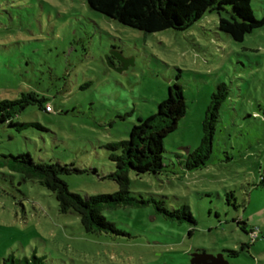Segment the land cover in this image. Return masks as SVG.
Returning <instances> with one entry per match:
<instances>
[{"label": "rangeland", "instance_id": "rangeland-1", "mask_svg": "<svg viewBox=\"0 0 264 264\" xmlns=\"http://www.w3.org/2000/svg\"><path fill=\"white\" fill-rule=\"evenodd\" d=\"M264 17V0H250ZM173 82L186 112L163 138L158 173L128 170L129 194L187 205L195 223L159 213L153 202L105 208L118 234L83 228L61 213L54 194L0 167V264H191V254L222 255L226 264H264V24L234 41L206 11L184 30L145 32L112 19L85 0H0V100L33 91L52 107L30 104L9 126L0 123L4 154L76 169L61 174L82 195L113 192L118 183L110 143L157 109ZM219 82L211 152L187 169L188 151ZM259 228L251 242L249 231ZM195 249H199L196 251Z\"/></svg>", "mask_w": 264, "mask_h": 264}, {"label": "trees", "instance_id": "trees-1", "mask_svg": "<svg viewBox=\"0 0 264 264\" xmlns=\"http://www.w3.org/2000/svg\"><path fill=\"white\" fill-rule=\"evenodd\" d=\"M88 6L120 23L145 31L155 32L167 28L184 30L199 20L206 11H215L218 15V28L234 41L243 40L246 33L264 24V17L256 18L250 6V0H85ZM228 85L219 82L211 93L202 121L200 144L188 151L185 161L187 169L205 163L211 152L214 132L219 119V109L228 96ZM30 104L41 106L45 112L49 104L45 96L30 91L22 93L15 99L0 100V123L9 126L22 125L15 121L18 112ZM186 112V103L182 87L178 82L168 86L167 96L157 103L154 113L141 118L132 125L126 139L110 143L113 150L111 158L115 170L110 177L118 183L113 192L82 195L69 190L61 174L70 173L74 168L58 162H36L29 153L4 154L0 167L22 174L24 180L36 181L51 191L61 213H76L88 233L104 232L118 234L121 231L109 220L102 210L119 205L136 202L144 205L154 203L155 209L162 215L174 220L188 221L194 224L195 219L187 205L168 209L165 201L135 199L129 194L128 170L136 174L158 173L163 164V138L176 129L178 121ZM258 186L264 188V172L261 173ZM199 251V249H195ZM13 261L12 255L3 259Z\"/></svg>", "mask_w": 264, "mask_h": 264}, {"label": "water", "instance_id": "water-1", "mask_svg": "<svg viewBox=\"0 0 264 264\" xmlns=\"http://www.w3.org/2000/svg\"><path fill=\"white\" fill-rule=\"evenodd\" d=\"M191 264H226L222 255L191 254Z\"/></svg>", "mask_w": 264, "mask_h": 264}, {"label": "built area", "instance_id": "built-area-1", "mask_svg": "<svg viewBox=\"0 0 264 264\" xmlns=\"http://www.w3.org/2000/svg\"><path fill=\"white\" fill-rule=\"evenodd\" d=\"M45 109L47 111L51 110V105L50 104H46ZM258 233H259V228L257 226H254L251 228V230L249 231V239L251 242H253L257 237H258Z\"/></svg>", "mask_w": 264, "mask_h": 264}]
</instances>
